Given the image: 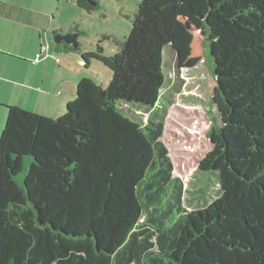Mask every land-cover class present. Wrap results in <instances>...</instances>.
<instances>
[{
    "label": "trees",
    "instance_id": "16d2710c",
    "mask_svg": "<svg viewBox=\"0 0 264 264\" xmlns=\"http://www.w3.org/2000/svg\"><path fill=\"white\" fill-rule=\"evenodd\" d=\"M104 38L60 116L0 104V264H264V0H140ZM206 46L219 121L197 171L218 188L188 212L162 123L128 106L159 108L166 49L189 69Z\"/></svg>",
    "mask_w": 264,
    "mask_h": 264
},
{
    "label": "rangeland",
    "instance_id": "374dc122",
    "mask_svg": "<svg viewBox=\"0 0 264 264\" xmlns=\"http://www.w3.org/2000/svg\"><path fill=\"white\" fill-rule=\"evenodd\" d=\"M95 2L96 8L91 11L78 7L76 0H31V8L22 7L31 10L33 17L45 21L44 30L49 32L47 42L53 51L57 46L60 50L63 47L71 48L65 41L56 44L53 32H76L79 50L64 52L62 49L57 54L59 57H80V51L85 52L97 44L105 51L112 50V40L104 36L117 40L127 36L140 0ZM168 51L166 49L164 52L166 79L161 89L159 108L128 107L148 127H151L148 121L162 123V135L158 140L172 164V177L182 183V206L190 212L204 208L217 195L215 189L218 185L207 183L206 177L197 168L200 160L212 150L208 132L215 121H219V108L214 100L215 83L207 46L203 59L189 69H177L176 58ZM75 69L80 70V67ZM90 70L99 74L101 80H109L106 68L100 62L92 61ZM20 177L19 174L17 179ZM205 185L209 189L203 193L201 188Z\"/></svg>",
    "mask_w": 264,
    "mask_h": 264
},
{
    "label": "crops",
    "instance_id": "0c3cea01",
    "mask_svg": "<svg viewBox=\"0 0 264 264\" xmlns=\"http://www.w3.org/2000/svg\"><path fill=\"white\" fill-rule=\"evenodd\" d=\"M0 3L5 4L0 11V104L49 117L60 116L66 104L74 99L79 81L89 73L82 68L83 52H79L80 57H59L57 53L62 49L77 51L80 44L77 48L69 45L71 48L56 47L53 51L47 42L45 21L22 7L31 8V0H0ZM55 34L66 33L53 32V37ZM43 45L48 52L35 61ZM5 120V110L0 107V135Z\"/></svg>",
    "mask_w": 264,
    "mask_h": 264
},
{
    "label": "water",
    "instance_id": "95a60500",
    "mask_svg": "<svg viewBox=\"0 0 264 264\" xmlns=\"http://www.w3.org/2000/svg\"><path fill=\"white\" fill-rule=\"evenodd\" d=\"M77 37H78V34L76 32H70L65 35L57 34L56 36H54V41L56 44L61 41H65L66 44L72 46L73 48H77L78 47ZM214 90L216 93V90H217L216 87Z\"/></svg>",
    "mask_w": 264,
    "mask_h": 264
},
{
    "label": "built area",
    "instance_id": "2783aa9c",
    "mask_svg": "<svg viewBox=\"0 0 264 264\" xmlns=\"http://www.w3.org/2000/svg\"><path fill=\"white\" fill-rule=\"evenodd\" d=\"M47 52H48V47H47L46 45L41 46V48H40V52H39V54L37 55L35 61H37V60H38L39 58H41L43 55L47 54Z\"/></svg>",
    "mask_w": 264,
    "mask_h": 264
}]
</instances>
